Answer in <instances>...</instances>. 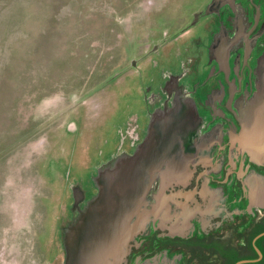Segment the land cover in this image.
<instances>
[{"label": "flooded vegetation", "instance_id": "af4514ba", "mask_svg": "<svg viewBox=\"0 0 264 264\" xmlns=\"http://www.w3.org/2000/svg\"><path fill=\"white\" fill-rule=\"evenodd\" d=\"M122 1L115 29L125 35L102 79L64 98L67 122L55 139L68 162L53 172L67 210L50 235L62 240L96 194L97 173L132 156L155 117L188 106L186 174L155 182L152 221L124 264H264V162L242 136V112L264 87V0ZM106 120L110 129L95 137L89 128Z\"/></svg>", "mask_w": 264, "mask_h": 264}, {"label": "rangeland", "instance_id": "374dc122", "mask_svg": "<svg viewBox=\"0 0 264 264\" xmlns=\"http://www.w3.org/2000/svg\"><path fill=\"white\" fill-rule=\"evenodd\" d=\"M122 2L0 0V264L64 260L62 240L49 233L67 210L62 177L53 172L68 162L55 139L67 122L62 105L102 79L125 35L115 29ZM108 124L89 129L99 137Z\"/></svg>", "mask_w": 264, "mask_h": 264}, {"label": "water", "instance_id": "95a60500", "mask_svg": "<svg viewBox=\"0 0 264 264\" xmlns=\"http://www.w3.org/2000/svg\"><path fill=\"white\" fill-rule=\"evenodd\" d=\"M190 115L188 106L161 113L132 156L97 173L96 194L63 229V264H124L130 242L152 221L155 182L166 187L186 174ZM242 122L245 149L264 162V87L244 108Z\"/></svg>", "mask_w": 264, "mask_h": 264}]
</instances>
